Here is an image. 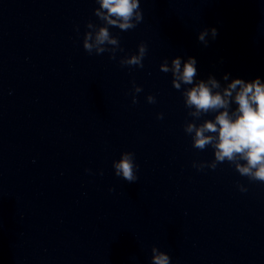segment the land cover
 <instances>
[{
	"label": "water",
	"instance_id": "water-1",
	"mask_svg": "<svg viewBox=\"0 0 264 264\" xmlns=\"http://www.w3.org/2000/svg\"><path fill=\"white\" fill-rule=\"evenodd\" d=\"M95 7L0 0V264H150L153 246L171 264H264V183L208 167L184 128L213 114L193 116L159 70L192 56L204 79L264 77V0H141L142 22L89 55ZM141 41L143 68L123 66ZM125 151L133 183L112 168Z\"/></svg>",
	"mask_w": 264,
	"mask_h": 264
},
{
	"label": "clouds",
	"instance_id": "clouds-1",
	"mask_svg": "<svg viewBox=\"0 0 264 264\" xmlns=\"http://www.w3.org/2000/svg\"><path fill=\"white\" fill-rule=\"evenodd\" d=\"M93 14L105 22V26L95 31L83 34L82 46L89 54H103L105 44L117 45L118 41L110 36V29L123 31L135 29L143 20L141 0H94ZM87 27L92 28L89 23ZM79 31V26H76ZM217 36L216 28H204L198 33L197 39L204 46L209 41L206 37ZM147 53V45L141 41L135 53L127 54L121 62L123 66L143 68V59ZM197 59L175 56L171 60L165 58L159 70L171 74V86L181 92L186 107L194 109L193 116L213 114L202 124L189 123L184 128L191 135L192 147L201 151L206 147L213 149L214 161L208 167L212 170L216 162L226 160L235 163L239 174L248 176L257 182L264 183V77L245 80L231 78V74L222 76L223 84L209 74L207 79L198 75ZM135 92L142 91L141 86L132 82ZM133 104L137 103L132 96ZM148 103H156V97L147 95ZM163 113H157V119H163ZM132 152H122L120 158L112 162L114 174L128 183L138 180L139 164ZM198 171L205 169L203 163L192 165ZM85 171H90L86 169ZM103 174L102 171L100 173ZM112 191V189H109ZM240 192L246 189L239 188ZM150 264H171V257L164 251L153 246L151 248Z\"/></svg>",
	"mask_w": 264,
	"mask_h": 264
}]
</instances>
